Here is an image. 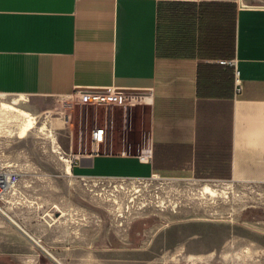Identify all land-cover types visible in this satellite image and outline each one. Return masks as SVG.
I'll list each match as a JSON object with an SVG mask.
<instances>
[{
	"label": "crops",
	"instance_id": "crops-1",
	"mask_svg": "<svg viewBox=\"0 0 264 264\" xmlns=\"http://www.w3.org/2000/svg\"><path fill=\"white\" fill-rule=\"evenodd\" d=\"M112 89L150 102L96 103L75 175L264 189V0H0V94ZM248 225L264 264V215Z\"/></svg>",
	"mask_w": 264,
	"mask_h": 264
},
{
	"label": "rangeland",
	"instance_id": "rangeland-1",
	"mask_svg": "<svg viewBox=\"0 0 264 264\" xmlns=\"http://www.w3.org/2000/svg\"><path fill=\"white\" fill-rule=\"evenodd\" d=\"M13 100L16 109L3 104ZM95 104L0 94V169L18 174L0 199V264H247L259 257L262 243L249 240L261 239V228L253 232L248 220L264 215L263 187L67 173L72 149L95 128ZM22 110L34 119L26 134Z\"/></svg>",
	"mask_w": 264,
	"mask_h": 264
},
{
	"label": "built area",
	"instance_id": "built-area-1",
	"mask_svg": "<svg viewBox=\"0 0 264 264\" xmlns=\"http://www.w3.org/2000/svg\"><path fill=\"white\" fill-rule=\"evenodd\" d=\"M225 61V60H222ZM240 84L236 85V90L239 91ZM137 97V102L149 103L150 102V92H143L139 94L134 93H122L118 90L109 91H98V90H81L79 91V97L87 100L89 103H133L134 97ZM92 139L97 138V130L93 129L91 132ZM143 158H148L150 152L148 150L141 153ZM18 181V174L14 171H8L0 169V199L4 197L9 191L15 189Z\"/></svg>",
	"mask_w": 264,
	"mask_h": 264
},
{
	"label": "bare ground",
	"instance_id": "bare-ground-1",
	"mask_svg": "<svg viewBox=\"0 0 264 264\" xmlns=\"http://www.w3.org/2000/svg\"><path fill=\"white\" fill-rule=\"evenodd\" d=\"M3 103V102H2ZM13 103H15V100H13L12 102H10V103H3L5 106H7V107H10V108H12V109H16V107H14L12 104ZM21 114H23V115H25V116H27V122L25 123V124H23V126L21 127V130H22V133H24V134H26L27 133V131L29 130V129H31L33 126H34V119H33V116H31L28 112H26V111H21ZM67 170V173H70V168H69V165L67 166V168H66ZM204 191L205 192H208V193H214V189L213 188H211L210 186H208V185H206L205 187H204ZM35 242L36 243H38V244H40V242L37 240V239H35ZM41 245V244H40ZM56 260H58L56 257H54ZM59 261V260H58Z\"/></svg>",
	"mask_w": 264,
	"mask_h": 264
}]
</instances>
